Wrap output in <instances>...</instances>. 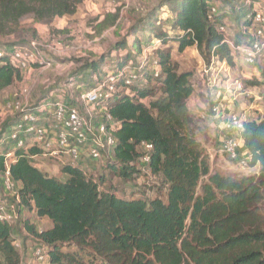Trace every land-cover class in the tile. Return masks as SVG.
Returning a JSON list of instances; mask_svg holds the SVG:
<instances>
[{"label": "trees", "instance_id": "trees-1", "mask_svg": "<svg viewBox=\"0 0 264 264\" xmlns=\"http://www.w3.org/2000/svg\"><path fill=\"white\" fill-rule=\"evenodd\" d=\"M85 1L0 0V40L18 33L24 36L22 43L36 39L37 29L28 26V20L50 25L75 15ZM217 1L163 0L128 28L133 49H127V39L119 40L79 71L78 79L83 80L115 53L113 67L119 68L158 41L151 54L159 75L144 70L145 82L120 92L110 106L120 128L115 132L114 157L105 161L111 172L129 180L142 172L141 143H152L146 168L159 182L155 188L149 186L148 195L120 197L111 181L103 175L95 179L80 164L63 163L59 175L50 174L35 164L44 154L36 145L16 148L8 165L0 147V174L9 170L11 181L18 184L13 203L19 215L27 210L51 223L43 230L25 224L29 233L50 246L49 264H264V115L249 118L240 132L249 165L259 166V173L232 176L212 171L210 156L196 139L189 107L195 92L193 73L179 72L174 59L175 50L196 47L208 61L216 57L235 64L236 55L220 31L221 25H230L226 18L233 6L228 0ZM119 17V12L113 14L103 26L114 25ZM244 17L237 22L241 29L236 43L249 24ZM143 31L147 46L140 40ZM19 80L21 72L12 58L0 55V98ZM246 81L264 84L256 74ZM18 118L19 114L2 124L4 134ZM153 189L157 194L150 197ZM13 230L0 220V264H22Z\"/></svg>", "mask_w": 264, "mask_h": 264}, {"label": "rangeland", "instance_id": "rangeland-1", "mask_svg": "<svg viewBox=\"0 0 264 264\" xmlns=\"http://www.w3.org/2000/svg\"><path fill=\"white\" fill-rule=\"evenodd\" d=\"M162 1L86 0L75 15L58 18L50 25L33 23L28 20L26 24L37 29L39 36L36 39L29 38L26 43H22L24 36L22 33H18L0 40L2 45L0 51L9 56L13 48L21 47H28L34 53V55L32 54V60L29 61V67L25 70L19 69L21 80L14 86L4 90L0 98L1 149L3 148V151L6 152L10 150V147H13L12 145L9 146V141H2L1 139L6 135L2 131V124L17 116L16 111L10 107V104L20 102L27 108L29 105L47 100L54 92L60 90L70 92L76 100L80 99V91L90 86V84H87L92 81L90 74L83 75L85 77L83 80L78 79V76H80L79 71L84 64L98 58L117 41L124 38L129 43L127 49H133L134 36L127 37L128 28L135 23L136 17L144 16L152 8H157ZM228 1L233 6V9L227 15V21L237 16L240 24V19L249 9V3H247V0ZM222 2L224 0L217 1L218 4ZM117 12L120 13L117 22L114 25L104 27L102 22L105 19L112 18V15ZM165 17L166 15H163V18ZM109 21L112 20L109 19ZM229 22L228 34L234 39L235 34L240 31L241 27L233 24V21ZM139 36L143 44L147 46L148 34L143 31L139 33ZM32 42L35 43V46H32ZM153 42L157 41L154 40ZM123 51L125 52L126 49H123ZM115 54L102 68L113 69ZM11 57L16 65L20 64L13 56ZM144 57L149 60V69L156 70V65L153 62L152 54H149V50L148 53L144 54ZM174 59L178 64L179 72L189 71L193 73L191 80L195 93L189 103L193 100H199L201 102L200 107L211 108L216 103L222 102L220 101L221 98L228 96V98L233 100V105L226 104L227 112H224V115L237 113L246 115L247 118L257 114L264 115V84L254 86L246 81V77L254 73L259 78L264 79L262 65L254 69L240 62H235L234 65H224L222 61L215 57H211L210 61H208L198 52L196 47H189L184 52L175 50ZM205 70L206 72H204ZM72 78L76 81L73 82ZM236 81L240 82V88ZM258 96H263V100H257ZM195 107L196 105L191 106L190 111L194 117L193 127L196 132V139L201 142L210 156L212 171L232 176L258 174L259 166L249 167L246 170L241 169L238 162H233L228 156L220 152L219 143L216 141L219 139L213 137L215 132L207 128V119L201 116L204 111L200 108L199 113H197L194 110ZM194 112L196 113L194 114ZM231 135V132L227 133V136ZM58 159L51 156L48 152L46 155L37 156L35 164L50 174L59 175L63 163L69 162L76 165L77 162L68 155H63V158L60 159L61 161ZM87 159L94 164L95 168L94 170L87 169L88 174H91L95 179L103 175L107 181H111L116 194L123 198L146 196L149 194V186L155 188L159 182L158 179L152 178L149 172L146 173L144 164L141 167V173L134 175L129 180H125L118 173H113L106 168L104 159L96 162L90 158ZM4 186L6 189H3ZM102 187H106V183ZM17 191L18 184L11 181L10 177L8 181L6 174H0V206L14 205V197ZM156 194L153 189L150 197H154ZM13 209L14 211H11L13 216L9 223L14 229L12 234L14 245L21 256L22 264H35L32 249L40 240L25 229V224L28 222L29 225H35L39 230H43L48 228V221L41 222L35 213L27 210L20 216L18 209Z\"/></svg>", "mask_w": 264, "mask_h": 264}, {"label": "built area", "instance_id": "built-area-1", "mask_svg": "<svg viewBox=\"0 0 264 264\" xmlns=\"http://www.w3.org/2000/svg\"><path fill=\"white\" fill-rule=\"evenodd\" d=\"M249 3L244 19L249 24L243 30V37L239 43L228 34V26L221 25L220 31L224 33V41L230 45L233 53L236 55L235 62L251 68L259 65L263 66L264 72V8L258 3ZM216 11V7L212 8ZM235 37V36H234ZM157 42L146 47L143 54L135 59H130L121 67L113 69L101 68L94 72L90 86L80 91V99L76 100L65 90L54 92L50 98L38 104L25 107L22 103L10 104L17 114L18 122L6 133L2 141H9V151H6L7 164L14 161V152L18 147H27L36 145L44 150V154L50 153L51 156L63 158L68 155L74 158L79 164L84 158H90L96 162L104 159H113L117 139L115 132L120 128L110 113V106L122 91L130 92L132 85H141L145 82L144 70H149L158 76L160 68L156 61V70H150L149 60L144 54L151 55V50L156 48ZM32 46L35 43L32 42ZM10 57L13 56L19 61V69L25 70L29 67V61L32 60L34 53L28 47L13 48ZM5 54L0 51V55ZM12 58V57H11ZM216 58V57H215ZM224 65H228L224 60ZM206 72V70L204 71ZM255 74V73H254ZM238 87H241L239 81H236ZM263 96L257 97V100H263ZM213 105L210 110L220 120L219 150L228 156L233 162H238L241 169L246 170L249 165L250 155L241 146L240 132L249 119L246 115L230 113L224 115L223 109L226 107L224 100ZM202 118L207 117V112H203ZM251 118V117H250ZM231 132V136L227 133ZM143 151L141 158L143 164L150 161V153L153 144L143 141L140 145ZM242 154V156H241ZM61 161V160H60ZM146 172L149 170L146 168ZM8 181L10 177L9 170L5 173ZM11 180V179H10ZM17 208V204L0 206V220L7 221L13 216L11 211ZM49 248L43 241H39L32 249L35 264H49Z\"/></svg>", "mask_w": 264, "mask_h": 264}, {"label": "crops", "instance_id": "crops-1", "mask_svg": "<svg viewBox=\"0 0 264 264\" xmlns=\"http://www.w3.org/2000/svg\"><path fill=\"white\" fill-rule=\"evenodd\" d=\"M261 7H263L264 8V0H259L258 2H257ZM231 13V12H230ZM229 21H233L232 23L233 24H235V25H238L237 24V22L239 23V19L238 18H232L231 20H229ZM218 92H220V91H218ZM217 92V93H218ZM195 93V92H194ZM219 94H221V92L219 93ZM225 100H224V104H229L230 106H232L233 104H232V99L231 98H228V96H225ZM229 103H228V102ZM193 105H196V107L194 108V110H196L197 111V113H199V111H200V108H201V110L202 111H204V112H207V117H206V119H207V122H206V125H207V128H209V130L210 131H212V132H215V135L213 136V137H215V139H219V137H220V134H221V132H220V127H221V125H220V120H219V118H217V116H215L212 112H211V110H210V108H202V107H200L201 106V102L199 101V100H197V101H192L191 103H189V107H190V109H191V106H193ZM224 112H227V108H224L223 109V113ZM196 112H194V114H195ZM218 143H219V140H216ZM241 146L243 147V150H245L244 149V145H243V141L241 140ZM81 166H82V168L83 169H85V170H87V169H89V170H94L95 168H94V164L90 161V160H88L87 158H83L81 161H80V163H79ZM61 166V165H60ZM55 175H57V174H55ZM23 214V213H22ZM38 219H40V221L42 222V221H48L46 218H39L38 217ZM50 222L48 221V225H47V227H49L50 226Z\"/></svg>", "mask_w": 264, "mask_h": 264}]
</instances>
